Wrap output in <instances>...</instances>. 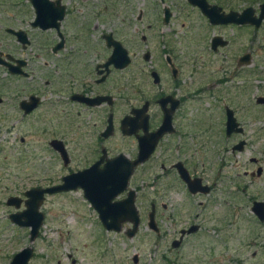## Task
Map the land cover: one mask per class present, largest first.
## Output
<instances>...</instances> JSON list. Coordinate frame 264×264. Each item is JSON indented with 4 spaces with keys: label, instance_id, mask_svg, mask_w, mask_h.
Returning a JSON list of instances; mask_svg holds the SVG:
<instances>
[{
    "label": "rangeland",
    "instance_id": "rangeland-1",
    "mask_svg": "<svg viewBox=\"0 0 264 264\" xmlns=\"http://www.w3.org/2000/svg\"><path fill=\"white\" fill-rule=\"evenodd\" d=\"M260 3L259 0H238L234 6H250L258 11ZM80 4L91 15L96 11L99 13L94 16L97 20L94 17L91 20V24L98 23L99 32H108L118 26L125 31L127 25L123 23L137 22L139 16L147 23L160 24L157 29L153 26V32L157 30L159 34L164 32L171 35L169 46L180 53L183 62H202L206 65L202 74L208 75V87L215 86L210 77L213 74L211 62H238L239 56L248 53L252 63L244 70L255 71L260 68L264 71V65H261L264 62V27L261 30L251 26L247 30H217L232 37L234 42L229 49L216 55L210 49L211 36L215 30L203 24L205 17L192 11L193 6L189 0H165L164 3L160 0L71 2L77 8ZM165 8L175 13L169 25L163 24ZM185 11L189 12L186 14ZM34 16L30 0H0V47L3 42L5 46L8 44V51L21 50L15 39L5 32L8 27L22 29L30 34L33 45L24 56H31L39 62L32 63L34 79L26 80L25 83H35L44 91L46 102L38 113L27 118L11 107L6 113L0 110L1 117L4 114L8 116L7 122L0 119V264H10L13 257L27 247L34 249L29 264H237V261L243 264H264V237L256 239L253 235L258 227L254 225L251 208L239 209L242 192L236 193L237 184L240 187L246 185L243 172L247 169L249 158L257 157L264 165V114L255 103L258 96L264 95V77L256 76L257 73L229 77L225 85L218 84L213 89L218 93V100L223 98L221 102L237 113L238 121L245 128L244 135L232 139V144L246 140L244 152L235 154L230 150V142H217L223 129L218 126V134L215 135L214 130L209 129V122L211 115H216L217 122L222 124L223 113L221 110L210 112L214 99L208 98V94L201 102L200 114L197 111L194 114L195 119H201L199 129L183 131L189 148L196 149L200 170L211 181L217 178L215 192L212 194L194 197L179 188L165 192L164 181L161 185L159 183L161 180L158 185H154L155 175L162 174L161 163L165 162L158 158L153 160L154 169L150 180L142 177L139 171L130 185L131 189L134 185L140 188L148 185L136 198L141 221L138 232L132 238L127 233L133 225L127 222L121 232L108 231L98 213L85 199L82 190L46 195L40 208L44 214V224L34 242L30 241L29 228H21L10 220V214L25 209L24 204L20 209L7 206L10 197L24 199L25 192L59 185L65 176L90 165L82 157L81 151L77 152L76 147L71 146L74 150L73 160L69 166H65L49 145L53 139L69 140L71 145H82L84 131L77 127H74L75 130L68 129L64 121L56 116L57 110L51 109L50 102L56 96H52L50 89L44 87L49 69L44 62H49L51 58L50 48L40 45L48 43L52 36L51 33H41L31 27L30 22ZM138 29L137 24L132 26V30ZM187 36L197 39H191V43L190 40L183 42ZM156 46L161 48L159 42ZM227 74L230 75V72ZM1 78L6 79L4 72L0 73ZM223 87L228 91L223 90ZM121 102L124 100L121 99ZM121 110L125 108L121 106ZM117 141L114 139L112 146L115 147ZM112 152L116 154L115 150ZM177 155L178 152L174 151V156ZM248 185L250 190L247 194L260 192L264 197V178L258 179L254 186L250 183ZM245 197L247 195L242 197L244 202ZM152 202L157 204L158 233L149 227L148 215ZM163 203L167 204L166 209L161 207ZM191 225H199L200 231L186 237L179 249L173 248L172 244L179 239L180 231Z\"/></svg>",
    "mask_w": 264,
    "mask_h": 264
},
{
    "label": "flooded vegetation",
    "instance_id": "flooded-vegetation-1",
    "mask_svg": "<svg viewBox=\"0 0 264 264\" xmlns=\"http://www.w3.org/2000/svg\"><path fill=\"white\" fill-rule=\"evenodd\" d=\"M50 1L53 3L60 1L61 5L65 6V16L59 29L43 30L41 27H34L33 23L36 21L37 13L30 0L35 11L34 19L30 22L31 27L41 33H51L52 36L48 43L40 45L43 48L49 47L51 55L49 62H44V65L49 67L48 79L44 81V87L50 89L52 96H56V99L50 102L51 109L57 110L56 116L64 121L63 123L67 125L68 129L75 130L74 127H77L76 129L84 131L82 145H71L69 140L53 139L49 142L53 151L62 159L61 153L51 144L53 141H60L64 145L70 160L67 166L73 160L72 153L74 150L71 149V146L76 147L75 151H81L82 157L90 165L77 172L88 170L99 162H101L100 169H103L108 161L119 156H124L133 163L140 158L141 142L146 140L149 143L151 136L164 127L166 131L159 139L150 158L135 167L127 191L114 201L125 200L130 191L135 192L136 198L138 193H143L148 185H144V188L134 185L132 189L130 185L139 171L142 172V177H148L150 180L154 169L153 160L158 158L165 162L161 163L162 174L155 175L154 185L159 183L161 185L164 181L165 192L179 188L194 197L207 196L215 192L217 178L211 181L200 170L196 161V149L189 148L186 142L187 136L183 131L185 129H199L201 119H195L194 114L196 111L200 114L201 102L208 94V98L214 99L210 105V112L217 113V110H221L223 113L222 124L217 122L216 115H211L209 122V129L214 130L215 135L218 134V126L223 129L222 136L217 142L224 144L227 141L230 142V150L235 154L244 152L247 146L246 140L232 144V139L238 135H244L245 128L238 121L237 113L230 106L221 102L223 98L218 100V93L213 89L218 84L225 85L229 77H243L256 73V76L264 77V71L260 68L255 71L244 70L252 63L241 62L244 56L249 55L248 53L239 56L238 62H211L210 67L213 66L211 68L213 74L210 77L215 86L208 87L206 85L208 75L202 74L206 65L202 62H183L180 53L169 46L171 35L164 32L159 34L157 30L153 32V26L158 28L160 24L147 23L142 16H139L137 22L127 21L123 23L127 25L125 31L118 26L108 32H99L98 23L91 24L93 17L99 15L97 11L91 15L89 14L90 11H85V7L81 4L82 7H73L71 5L72 0L68 2L64 0ZM160 1L165 2V0ZM204 1L209 10L215 8L219 15L223 16L234 13L239 16L249 8L254 10V17L256 18H260L263 13L264 0H259L261 3L258 11L250 6H234L238 0ZM189 3L193 6V12L197 11L205 17L203 24L215 30L211 36L210 49L216 55L229 49L234 42L232 37L217 30L224 31L227 28L247 30L249 26L261 30L264 27V17L259 27L249 23L213 24L199 5H194L191 0ZM168 9L170 18L167 22L165 21V9L163 11L164 25L171 24L175 16V13L170 8ZM188 12L185 11L186 14ZM136 24L139 29L132 30V26ZM8 30L16 33L23 32L27 37L28 44L24 45L16 34L8 32ZM5 32L15 39L21 50L8 51V44L5 46L3 42L0 47V73L4 72L6 76V79H0V110L6 113L11 107L22 113L24 118H27L38 113L46 104L44 91H41L35 83L31 85L25 83L26 80L34 79L31 66L33 62L39 61L31 56H24L33 45L27 31L8 27ZM108 38L127 51L125 56H121L120 52L116 53L119 62L110 64L108 62L110 57L114 55L116 46L115 43L109 42ZM191 39L194 41L197 38L187 36L186 40L183 38V42L190 40L191 43ZM158 42L161 44L160 49L156 46ZM59 45L61 48L57 50ZM187 49H189L188 46ZM127 59L129 62H126ZM262 64L264 65V62ZM228 72L230 75L227 74ZM222 89L228 91L225 87ZM121 99L124 102H121ZM259 99H264V95L258 96L255 101L258 105L256 107H259L261 113L264 114V100L259 103ZM121 106L125 108L124 111L121 110ZM229 116L235 120L234 123L230 124V127H234L231 133H228V128H230L228 127ZM0 119L7 122L8 116L4 114L3 117L0 116ZM6 130L8 133V126ZM114 139L118 140L115 147L111 143ZM241 143H244L242 150L235 149ZM1 147L0 141V151ZM112 150H115L116 154H113ZM174 151L178 152L177 156H174ZM261 178H264L262 160L257 157H250L247 169L243 172V179L247 181L245 182L246 185L240 187L237 184L236 192H242V197L247 195L245 202L241 197L238 208H251L255 221L254 225L258 227V231H255L256 234H253L256 239L264 237V197L260 192L252 195L247 194V192L250 190L248 183L255 185L257 180ZM160 180L161 182L158 183ZM192 185L196 193H192ZM124 194L126 196L120 198ZM259 204L263 205L261 209H258ZM153 207L157 212L155 202L151 203V212ZM161 207L166 209L167 204L163 203ZM127 223L132 224L131 222ZM193 227H196L197 231L189 234L188 232ZM199 231V225H191L188 229L181 230L179 239L174 240V242L181 240V245L177 249L182 246L186 237ZM236 263L243 264L242 261Z\"/></svg>",
    "mask_w": 264,
    "mask_h": 264
},
{
    "label": "water",
    "instance_id": "water-1",
    "mask_svg": "<svg viewBox=\"0 0 264 264\" xmlns=\"http://www.w3.org/2000/svg\"><path fill=\"white\" fill-rule=\"evenodd\" d=\"M32 4L36 8V21L33 23L34 27H41L43 30H49L51 28L59 29L61 21L65 16V6L61 5L60 1L56 3L50 0H31ZM163 1V0H162ZM194 5H199L204 13L208 16L213 24H252L256 27L260 26V23L264 15L263 13L260 18L254 17V10L249 8L242 15L230 14V15H219L215 8L209 10L204 0H191ZM165 21L167 22L170 18V11L165 8ZM8 32L16 34L21 42L26 45L28 40L23 32L16 33L12 30ZM109 42L116 44L114 55L109 59V64L113 62H119L117 58L118 52L121 56L127 55V51L123 49L121 45L117 46L118 43L108 38ZM61 45L57 48L59 50ZM251 55H246L241 59V62H251ZM126 62H129L127 59ZM124 67V64H122ZM264 99H259L261 103ZM228 127L231 123H234V118L229 116ZM125 123V122H124ZM234 127L228 128V133L233 132ZM165 128L162 127L159 131L154 133L149 139V143L144 140L141 142V153L140 158L136 162H130L126 157L119 156L116 159L108 161L103 169H100L101 162L95 164L90 169L80 171L77 173L69 174L62 179V183L49 188H35L24 193L25 199L21 197H11L7 201L9 207H15L20 209L22 204L25 205L23 211L13 213L9 216L10 220L21 228L30 229V241L34 242L41 231L44 224V214L40 208L44 203L46 195H53L62 192H70L82 190L85 199L92 205V207L98 212L99 218L103 226L108 231L121 232L123 225L126 222H131L133 227L128 231L129 237H134L138 232L140 226V215L138 208L136 207V194L134 191H130L128 197L122 201H114L121 194L125 193L129 187L130 178L133 174L135 167L141 163H144L150 158L154 152L159 139L165 133ZM241 131V130H239ZM152 140V141H151ZM52 146L61 153L62 160L67 166L69 164V158L64 148V145L60 141H53ZM243 144L241 143L235 149L242 150ZM192 193H196L193 185L191 188ZM263 205L259 204L258 209H261ZM257 209V208H255ZM259 213V212H258ZM156 210L152 208V212L149 214V227L155 232H159L157 223L155 220ZM197 231L196 227H193L188 233H194ZM181 245L180 241H175L172 246L177 249ZM34 256V249L27 247L17 253L10 264H29Z\"/></svg>",
    "mask_w": 264,
    "mask_h": 264
}]
</instances>
